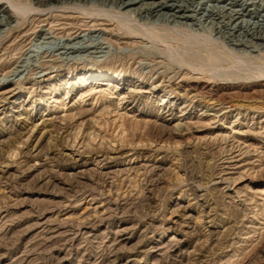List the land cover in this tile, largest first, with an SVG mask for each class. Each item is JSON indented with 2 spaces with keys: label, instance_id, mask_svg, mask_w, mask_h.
<instances>
[{
  "label": "rangeland",
  "instance_id": "rangeland-1",
  "mask_svg": "<svg viewBox=\"0 0 264 264\" xmlns=\"http://www.w3.org/2000/svg\"><path fill=\"white\" fill-rule=\"evenodd\" d=\"M11 1L0 264H264V41L229 54L219 18L214 29L199 15L145 20L112 0ZM88 28L109 48L40 53L44 66L12 74L33 31L58 40Z\"/></svg>",
  "mask_w": 264,
  "mask_h": 264
},
{
  "label": "bare ground",
  "instance_id": "bare-ground-1",
  "mask_svg": "<svg viewBox=\"0 0 264 264\" xmlns=\"http://www.w3.org/2000/svg\"><path fill=\"white\" fill-rule=\"evenodd\" d=\"M2 1L0 0L1 3H7V4H3V6H1L0 8V32L2 30H3L2 32H4V30L7 27L9 28L14 27V24L16 23L14 17L17 16V13L19 11L18 7L11 0H6L5 2ZM71 1H81V0H36V2L46 7L47 6L51 7L56 4H63ZM91 1L93 2V0ZM146 1L147 0H112L111 2L118 9H122V10L125 9L127 13L136 14L139 18L141 17L144 18L145 20L148 18L150 19L154 18V21L155 20L158 21L160 19L167 21H174L175 19H179V23L183 24L182 20L190 21L193 19L192 21L194 22L196 21L195 16L199 15L200 18L202 17L208 18L210 23L212 24V27L215 29L216 27L220 28V25H218L215 22V19L218 18L221 20L226 19V21L220 20V22L222 23L225 22L224 23L225 25L223 26L221 25L223 28L222 30L220 31L217 30L218 34H220L221 37L223 38L221 39L222 40L221 44L225 42L226 44L231 45V49L229 48L227 49L226 48L227 46L224 47L223 45L220 44L223 52L226 51L228 53L229 52L233 53L234 52L233 50H238V51H243V53L245 54H251L252 52H254L253 50L254 46H251V44L249 46L248 43L254 44L253 41H255V43L258 41H264V3H263L264 0L262 1L258 0L261 1V3L257 4L258 5L257 7L254 6L255 5L254 4L253 8H248V9H243L242 7L241 8L228 7L227 5H229V3H226L227 0H217L215 3L212 2V0H160L158 2H154V1L146 2ZM247 2L248 0H243V4H246ZM250 6H252V3ZM11 9L14 10L16 15L10 12ZM246 17H250V18L244 19ZM186 25L188 24H185L184 26ZM88 29H93V28H88ZM86 30L84 31L86 32ZM50 32L42 29H39L38 31L35 30V32L33 31L34 39H35L34 41L36 44H34L33 47L31 48L29 47L30 49L27 50L28 52L26 53L24 59H22L21 62L19 61L20 64L17 63L18 65L15 67L14 70H12L13 71V73L11 72L12 74L17 75L19 73H22L23 71H26V69H29V67H35L36 69L44 66V64H42L44 62L38 63V56L40 55V53H46V52L50 53L52 54L50 57L55 56V59L57 58V60L59 59L58 61H60V60H67L68 58H71L74 54H79V53H87L92 55L101 53L105 51L109 45L107 44L106 46L104 44L105 42H103L102 39L103 31L98 29L90 30L89 33L83 35L75 34V36H70L71 35L70 34L67 37L64 36V38L62 39L59 38L58 40L53 39L54 36H52ZM103 33H105V31ZM118 33L120 32H118L117 30V34ZM129 33H132L131 30L129 31ZM133 34L135 33H132V35ZM119 36L117 37L119 38ZM48 42L49 45L46 46L47 45L46 43ZM223 55H225V53H223Z\"/></svg>",
  "mask_w": 264,
  "mask_h": 264
}]
</instances>
